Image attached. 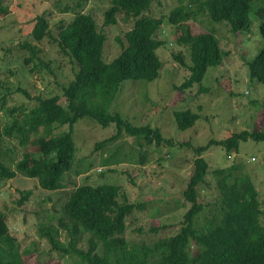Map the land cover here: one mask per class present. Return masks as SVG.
<instances>
[{
    "label": "rangeland",
    "instance_id": "1",
    "mask_svg": "<svg viewBox=\"0 0 264 264\" xmlns=\"http://www.w3.org/2000/svg\"><path fill=\"white\" fill-rule=\"evenodd\" d=\"M177 3L178 0H152L143 15L165 18ZM253 5L255 13L249 15L248 31L234 33L225 21L212 22L205 14L188 22L192 33L213 29L222 58L219 65L207 68L200 84L178 89L188 70L172 54L185 50L176 43L178 26L166 23L157 33L158 38L165 40L156 50L161 60L158 77L152 81L127 79L121 83L111 110L133 125H148L159 131L162 136L159 145L154 140L147 145L136 136L120 135L104 146H97L115 133L114 124L102 127L82 118L74 124L73 161L62 177L67 188L45 185L47 175L42 171L29 177L16 170L15 177L0 178V211L15 230L25 264H84L74 253L51 249L47 237L39 231L41 224H56L62 216L61 206L73 185L116 184L124 195L120 201L125 197L126 201L140 205L125 217V228L119 235L130 245L147 246L178 233L191 205L182 192L197 170V147H206L202 157L207 170L205 183L195 187L202 209L193 220L194 226H200L204 218L213 215L218 197L214 171L221 169L228 173L231 167V179L246 175L257 189L259 217L264 226V142L247 139L239 143L237 152L225 151V138L230 134L262 126L264 83L250 78L247 63L263 44L258 25L264 0H255ZM109 6L110 0H0V127L11 121V109L12 116L20 117L37 104L36 97L61 94L62 86L74 77L78 65L59 51L55 39L59 28L77 13L91 15L105 36L103 61L110 62L121 51L126 45L125 32L132 27L133 20H125L118 14L115 23L104 24V12ZM38 16H44L49 25V36L40 42L30 34ZM25 41L40 49L43 62L33 72L23 62L28 53L21 47ZM174 110H189L197 118L191 127L179 130ZM66 129L67 126H60L55 132ZM32 138L31 135L25 147L17 139H4L2 148L7 150V156L12 155L8 147L16 151L15 155L24 149L35 151L30 143ZM8 162L11 164L12 159ZM26 190H30L29 198L17 204L19 192ZM58 239L65 245L66 232L60 231ZM186 250L192 255L196 247L191 242Z\"/></svg>",
    "mask_w": 264,
    "mask_h": 264
},
{
    "label": "trees",
    "instance_id": "2",
    "mask_svg": "<svg viewBox=\"0 0 264 264\" xmlns=\"http://www.w3.org/2000/svg\"><path fill=\"white\" fill-rule=\"evenodd\" d=\"M152 0H110L104 12V24H113L118 14L125 20L132 19V27L125 32L126 45L110 61L102 59L105 36L97 29L91 15L77 13L70 22L59 28L57 46L59 51L78 65L74 77L62 86L61 94L36 97L37 104L25 114L13 115L11 121L0 127V178L8 180L16 170L34 177L36 171L46 173L45 185L67 188L63 175L73 161L74 124L87 118L102 127L114 124L115 133L97 146H104L120 135L138 137L145 144L153 140L162 141L159 131L148 125H133L118 112L111 110V104L121 89L124 80L152 81L159 75L161 60L156 50L165 40L157 37L163 24L176 25L179 35L176 43L184 47L183 52L172 54L173 59L188 70V76L178 86L185 90L200 84L208 67L221 63V53L213 29L192 33L189 21H195L205 14L215 23L225 21L232 32L248 31L250 13H255V0H178L167 17L143 15ZM261 21L258 32L263 44L258 53L247 63L251 79L264 83V7L259 9ZM31 37L40 42L49 36L48 21L38 16L31 29ZM27 50L23 62L33 72L42 64L40 49L31 42H23ZM23 93L25 91L23 90ZM2 105L5 96L2 97ZM173 116L179 130L191 127L197 114L189 110H174ZM66 130L55 132L58 127ZM35 151L25 150L20 155L7 156L3 150L4 139H17L24 145L30 136ZM251 139L264 142V115L260 129L241 130L225 138V151L237 152L240 142ZM206 147L195 149L196 172L190 177L184 199L191 205L184 214L185 224L174 235L159 238L151 245L128 244L120 237L125 228V217L139 204L122 201L119 185L101 183L96 185H73L65 198L56 224H41L39 231L48 239L51 249L63 253H74L84 264H264V226L260 222L258 192L250 178L237 175L231 179V170H215L218 197L212 212L200 226L193 220L201 211L202 204L195 187L205 183L207 164L202 157ZM12 159L11 164H8ZM14 165V167H12ZM17 204L21 205L30 196V190L19 192ZM65 231L68 241L60 243L58 235ZM193 243L196 252L187 253V245ZM84 246L79 247L78 244ZM0 264H25L20 254L15 230L6 221V214L0 211Z\"/></svg>",
    "mask_w": 264,
    "mask_h": 264
}]
</instances>
